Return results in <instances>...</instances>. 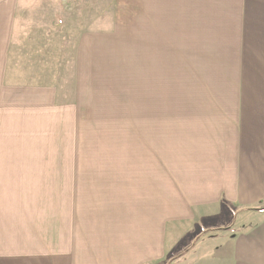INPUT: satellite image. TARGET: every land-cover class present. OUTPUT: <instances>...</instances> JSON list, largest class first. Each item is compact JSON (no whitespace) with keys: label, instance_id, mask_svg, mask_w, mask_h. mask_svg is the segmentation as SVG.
<instances>
[{"label":"rangeland","instance_id":"rangeland-1","mask_svg":"<svg viewBox=\"0 0 264 264\" xmlns=\"http://www.w3.org/2000/svg\"><path fill=\"white\" fill-rule=\"evenodd\" d=\"M5 1L0 7L9 4L3 11L16 14V23L5 58L9 83L0 88V104L7 107L0 114L16 124L33 117L35 125L34 135L18 126L15 140L6 137L19 157L2 164L10 168L0 172V264H36L37 245L49 240L46 231L38 230L39 221L57 220L71 210V201L65 205L62 198L71 193L66 183L76 178L86 184L96 166L105 169L99 184L104 195L81 194L87 207H78L79 201L72 205L76 225L85 208L90 229L101 226L91 234L95 242L100 238L96 232L106 233L108 221L113 233L122 230V208L133 212L126 203L134 199L141 213L140 198H151L145 188L147 172L152 177L147 167L159 164L162 188L159 198L154 194L160 202L162 253L146 264L201 263L188 258L196 246L185 250L183 237L173 240L172 233L188 231L194 238L202 233L226 247L256 224L257 214L264 213V190H242L250 170L257 169L243 163L245 156L234 147L240 118L246 119L250 109L238 108L243 98L238 86L248 85V79L232 71L233 41L249 32L241 29L248 27L243 15H217L215 23L227 25L219 30L159 29L150 27L152 22H137L138 7L120 0ZM228 40L232 44L223 49ZM16 104H24L26 113L23 107L12 114L10 105ZM260 128L264 133L263 120ZM13 167L16 172L10 175ZM217 178L230 184L212 186ZM232 183L239 184L234 192ZM122 185L128 186L125 198L114 204L110 194L121 197ZM213 187L216 200L220 187L227 200L192 206L193 229L168 220V206L184 204L186 193L201 202ZM100 202L107 216L99 212L96 217ZM206 209L216 211L217 228L200 223ZM131 219L127 225L140 223ZM209 257L207 264L227 263L219 255Z\"/></svg>","mask_w":264,"mask_h":264},{"label":"crops","instance_id":"crops-1","mask_svg":"<svg viewBox=\"0 0 264 264\" xmlns=\"http://www.w3.org/2000/svg\"><path fill=\"white\" fill-rule=\"evenodd\" d=\"M4 2L7 1L0 0V3ZM119 3L121 5L137 6V22H152L155 25L150 27L159 29L199 30L218 28L217 30H219V28H227V25L226 23L222 24L225 21L215 23L218 22L217 15H243L242 21L245 20L248 27L241 29L249 32L241 33L238 36V41L236 39L233 41L232 71L234 74L239 72L240 76L248 79V85L238 86L239 92L243 95L242 101L238 103V108L244 110V106L248 105L250 109L248 114L244 112L245 116L248 115L246 119L244 116L240 118L239 141L236 139L237 145L234 147L237 155L242 153L245 156L246 159L243 163H247L248 166L250 165L257 169L255 173L250 170L251 175L249 179L243 180L242 190H246V188L249 191L264 190V133L260 131L262 129L260 128V121H264V79L255 77L264 75V0H120ZM7 7H9V4L0 7V88L5 83H9L7 75L4 73L6 71L5 58L11 45L10 37H12L13 23H16V21L14 22L16 14L5 16V14H10L3 11L8 9ZM212 22L214 24L210 25ZM140 27L142 28L141 25L138 26V28ZM228 43L232 44L228 40V42L224 43L223 49ZM1 91L0 89V97L2 96ZM254 98L255 103H252L251 99ZM4 107L7 106L0 104V108L3 109ZM10 108L13 109L11 111L12 114H16V110L22 108V113H26L24 104L10 105ZM244 113L242 112L243 115ZM32 119L33 117L22 118V123L16 124L15 119H10L0 114V172L1 169L10 168L7 165L2 166V164L7 163L12 157H19L16 156L15 145H11L10 142L12 141L6 137L11 135L12 140H15L18 126L34 135L33 126L35 124H32ZM244 127L250 128V130L248 132L242 130ZM14 168L8 171L10 175L16 172ZM147 168L151 169L152 177L149 175L150 172H147L146 177H144L146 179L145 188L151 193V198H140L142 199V202H140L141 213H139L134 199L132 200L133 202L126 203V206L133 212L126 210L125 207L122 208L120 214L122 230L120 232L116 231V234L113 233L111 231L113 227L108 221L109 227L106 233L100 235L99 231L96 232L99 235L98 237H100L96 242L94 235L91 236V234L101 226L97 224V229H94V226L91 225L92 229H90L89 219L85 217V208H83L84 214L81 213L82 218L76 225V221L72 217L74 214L72 205L74 206L79 201L78 207H87L81 194L87 197L93 195L96 198L104 195V192L99 188V184L105 169L101 166H96L95 170L89 171L90 177L86 180L88 181L86 184L76 178H71L64 188L66 191H71V193L67 192L62 196L66 202L65 205H70V203H67L71 201V210H67L57 220L50 218L39 221L38 225L41 229L38 228V230L46 231L49 240L47 241L44 238L37 245L40 250L36 251L37 255L34 262L42 264V260H40L42 258L44 264H146L160 259L162 253L160 202L158 200L156 204L154 194L157 191V197H160L162 188L160 169L159 164H152ZM71 172L77 173L76 170ZM150 178H153L152 182H149ZM1 180L0 177V186H2ZM6 180L14 182L15 178L6 177ZM228 184L230 183H228L227 179L224 178L222 181L217 178L212 186L222 185L228 187ZM171 186L173 185L171 184ZM127 187L122 185L121 197H117L116 194H110L114 204H116V201L125 198L126 193L124 191ZM224 187H220L218 190L221 197L224 194ZM45 188L44 190H48L50 186L45 184ZM238 188V183H232L229 187L230 192H234ZM212 190L213 192L208 191L203 194L201 202L190 200L186 193L181 200L184 204L171 203L176 206H168L165 210L168 220H176L177 223L184 222L193 229L196 218L194 213L191 212L192 206H208L222 198L226 199V196H223L222 198L218 197L216 200L213 193H216L217 189L213 187ZM205 195L209 196V198H206ZM1 196L0 194V198ZM228 198L231 199L230 197ZM182 206L186 207L180 211ZM209 210L211 213L208 212ZM99 212L106 213L107 216L106 206L102 202H100L98 209L95 211L96 217H99ZM215 213L216 211L213 209L204 210L200 223L208 229L217 228L218 223H214L216 218L212 216ZM140 215H146V217H140ZM257 217L258 221L256 224L248 230L240 232L236 239L228 241L226 247L220 246V243H222L221 239L213 241L208 239V237L204 238L202 233L196 235L195 238L188 231H185L184 234L172 233L170 236L174 240V238L181 235L183 241H180V244L183 242L182 246L186 248L185 250L196 246V250L188 257L191 263L197 258L201 260V263L197 264H207V259L210 258L209 254H215V259L219 255L222 261H227V263L222 262L221 264H264V213H258ZM129 218H132L131 221L137 220L141 224L130 223L127 225L126 221ZM75 228L78 230L77 233L74 232ZM49 232H54L55 234L51 236ZM41 236L43 237L42 233ZM11 240L13 241L12 238ZM168 249L169 247L165 248L167 251ZM30 263L27 261V264ZM213 264L219 263L214 262Z\"/></svg>","mask_w":264,"mask_h":264}]
</instances>
